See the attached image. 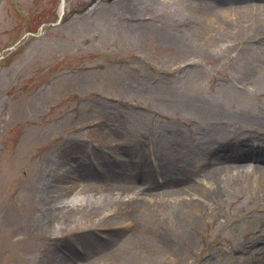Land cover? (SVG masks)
Segmentation results:
<instances>
[{"label":"rangeland","instance_id":"obj_1","mask_svg":"<svg viewBox=\"0 0 264 264\" xmlns=\"http://www.w3.org/2000/svg\"><path fill=\"white\" fill-rule=\"evenodd\" d=\"M59 4L0 0V264H59L64 257L68 264H92V252H105L108 243L118 242L117 233L128 234L123 226L138 207L129 214L118 204L121 195L109 193L112 203L86 223L70 221L71 206L105 195L99 180L86 181L87 195L76 194L79 188L59 199L54 194L53 213H44L51 166L78 155L96 159L102 170L101 156L128 158L124 165L131 168L150 148L167 165L154 177L185 168L203 183L206 152L198 154L188 141L206 138L207 131L219 136L248 128L241 135L264 144L258 140L264 139V75L232 66L235 52L204 46L202 36L196 41L193 26L201 24L189 18L174 28L149 21L160 8H151L149 0H64L60 24L53 26ZM161 30L180 34L184 43L195 36L194 48L180 51ZM237 155L233 165L252 161ZM240 194L198 215L179 264L264 260V194L256 188ZM83 225L90 227L77 229ZM253 239L258 242L248 245ZM52 250L58 260L48 263Z\"/></svg>","mask_w":264,"mask_h":264},{"label":"bare ground","instance_id":"obj_2","mask_svg":"<svg viewBox=\"0 0 264 264\" xmlns=\"http://www.w3.org/2000/svg\"><path fill=\"white\" fill-rule=\"evenodd\" d=\"M157 3L160 8L156 9L155 13L158 15L147 18L149 21L171 22L175 28V24L191 18L201 24L193 26L196 41L202 36L200 43L203 42L204 46L209 43V46L219 47L225 52H235L234 57H231L232 66L237 65L248 74L256 72L264 75V0H149L151 8ZM161 11L162 15L159 13ZM161 34L182 52L192 51L191 48H194L190 43L195 41V36H192L188 43H184L179 40L178 33L171 36L161 30ZM226 136L222 134L221 138ZM77 145L80 150L81 146ZM238 152L241 157L252 161L246 165H233L239 159ZM206 155L208 171L203 183L195 181L194 173L185 168L175 170L174 174L168 175L169 177L160 182L156 181L155 177L148 178L145 173L152 171L144 167V175L141 178L137 176L135 165L127 168L123 163L105 160L103 156L100 157V163L104 164L105 171L97 173L89 162L77 155L75 159H68L65 164L62 162L46 170L42 210L46 214L53 213L49 200L54 194L59 199L67 197L79 188L81 192L76 194L84 191L82 194L87 195L86 188L89 185L86 181H102L106 187L102 189L105 195L98 198L94 194V200L89 204L82 202L80 208L71 206V222L83 220L80 221L82 224L91 216L97 217L98 208L104 207V204L107 206L108 201L113 200L109 193L113 196L121 195L122 200L118 201V204L129 214L136 207L138 213L132 220L129 217V222L127 221L131 224L126 226L128 234L119 232L116 235H120V238H115L118 242L108 243L105 252H92V264H179L186 260L182 248L191 243L199 214L223 207L224 202L231 196L241 198L240 192L244 190L251 191L256 188L264 194V147H249L245 141L232 143L214 140L210 143ZM143 159L146 160L147 157L144 156ZM148 165L154 168L151 162L146 164ZM76 166L79 167L78 182L73 176ZM132 193L139 198L138 202L130 199L128 194ZM56 208L60 210L59 207ZM88 227L90 226L83 225L77 229ZM123 228L125 229V226ZM101 239L104 242L105 238ZM102 242H97L96 246L103 244ZM257 242V239H253L248 245ZM244 249L248 253L251 252L249 247ZM55 250L50 252L51 256L48 255V263L58 260ZM59 261V264H68L65 257ZM260 264H264V260Z\"/></svg>","mask_w":264,"mask_h":264}]
</instances>
